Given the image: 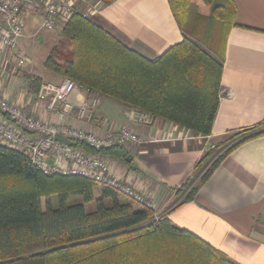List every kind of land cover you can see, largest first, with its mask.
Instances as JSON below:
<instances>
[{"label": "trees", "instance_id": "obj_1", "mask_svg": "<svg viewBox=\"0 0 264 264\" xmlns=\"http://www.w3.org/2000/svg\"><path fill=\"white\" fill-rule=\"evenodd\" d=\"M114 1V0H104ZM184 33L182 42L155 59L129 48L102 26L76 12L63 39L44 64L90 92L210 135L220 96L223 59L231 29L237 25L234 0H169ZM38 87L41 77L32 76ZM264 135V120L222 138L200 159L196 173L221 147L182 203L193 200L214 170L238 146ZM88 153L131 165L122 145ZM190 177L178 192L186 190ZM101 187V195L94 191ZM72 196L82 202L69 203ZM96 199L94 211L85 204ZM56 200V203H55ZM0 264H239L195 233L155 217L152 208L119 190L76 174H45L22 152L0 144Z\"/></svg>", "mask_w": 264, "mask_h": 264}, {"label": "crops", "instance_id": "obj_2", "mask_svg": "<svg viewBox=\"0 0 264 264\" xmlns=\"http://www.w3.org/2000/svg\"><path fill=\"white\" fill-rule=\"evenodd\" d=\"M234 2L237 25L228 35L221 77L225 91L210 135H198L163 118H156L150 126L137 123L131 113L136 108L79 85L66 105L49 112L46 100L36 98L39 87L32 84V76L56 84L65 77L58 73L47 76L35 64L14 71L11 54L1 61L0 90L11 102L27 106L50 123L99 128L104 134L102 124L107 122L108 127L123 125L140 133L147 142L125 146L131 165L108 157L112 173L144 194L153 203L155 215H166L239 264H264V135L234 149L193 200L180 204L185 194L177 191L195 177L196 163L209 151L211 142L264 120V0ZM75 9L148 59L161 56L184 39L169 0H76ZM96 95L100 100L93 118L80 116L81 107ZM100 195L101 187L95 198Z\"/></svg>", "mask_w": 264, "mask_h": 264}, {"label": "built area", "instance_id": "obj_3", "mask_svg": "<svg viewBox=\"0 0 264 264\" xmlns=\"http://www.w3.org/2000/svg\"><path fill=\"white\" fill-rule=\"evenodd\" d=\"M75 2L76 0H0V67L7 54L14 57V71L26 64L27 54L21 47V40L24 37V18L28 12L42 15L43 21L38 32H62L76 14ZM77 86L70 78H65L60 84L44 82L40 85L36 98L46 100V109L53 112L59 105H66L68 96ZM99 100L98 95L88 100L81 107L80 116L91 120ZM131 113L137 123L149 126L155 123L156 117L149 112L136 109ZM108 126L107 122L102 124L106 132L101 134L99 128L87 132L65 123H50L38 118L27 106L11 102L0 90V142L25 154L29 163L45 174L82 175L98 184L119 190L138 204L153 208V203L129 181L121 180L111 173L109 163L102 156L89 154L81 148L71 147L55 139L57 134H62L70 139L85 141L96 149L114 145H140L148 141L146 137L127 127Z\"/></svg>", "mask_w": 264, "mask_h": 264}, {"label": "rangeland", "instance_id": "obj_4", "mask_svg": "<svg viewBox=\"0 0 264 264\" xmlns=\"http://www.w3.org/2000/svg\"><path fill=\"white\" fill-rule=\"evenodd\" d=\"M84 10H85L84 8L81 9L82 12H85ZM42 21H43V17L40 13L29 14L24 18V23H25L24 35L25 36L23 37V39L21 41V47L24 49V51L27 54L26 55L27 56V60H26L27 62L24 66L26 67V66H31V65L35 64V65H37L38 68H40L42 71H44L47 76H53L56 74V72L47 68L45 66L44 62H45L46 58L48 57L51 49L56 44H58L60 40L63 39V34L51 32L50 33L51 35H48L47 30H41L38 32V30L42 24ZM15 65H16V63L14 60L13 66H15ZM3 70H4V68L0 67V75L2 73L1 71H3ZM46 75H44V77H46ZM46 82H49V81H46ZM67 125H69V124H67ZM116 126H123V125H116ZM112 127H114V126H112ZM124 127H127V126H124ZM127 128H129V127H127ZM78 129H83V128H78ZM129 129H131V128H129ZM84 130H86L87 132L93 131V130H88V129H84ZM71 140H74L77 142L81 141V140H75V139H71ZM83 142H85V141H83ZM85 143H87V142H85ZM218 143L219 142H216V143L211 142L209 145V151L211 149H215L216 148L215 146ZM71 147L79 148L78 146H71ZM225 148H226V146H223L219 150H217L216 153H214V155L212 156V158H210L206 162V164L204 165V168L199 170L196 173V175L193 178L190 186L186 190L179 192V193L186 195L187 192L190 190V188L192 186H194L195 184H197V182L199 181V178L201 177L203 172H205V170L211 165L212 161L215 160V158L218 157L225 150ZM96 150H100V149H96ZM85 152H87V151H85ZM89 154H93V153H89ZM93 155H100L106 160V162L109 163V160H108L109 156H104V155H101L100 153L93 154ZM109 166H110V164H109ZM110 171H111V168H110ZM111 173H112V171H111ZM118 178L121 180H124V178H120V177H118ZM135 189L140 193V191L137 188H135ZM99 193H100V187L97 186L95 188V195H99ZM79 202H82V198L80 196H72L69 199L70 204L79 203ZM55 203H56V200H55ZM85 208L89 212L94 211L96 208V199L92 202L86 203Z\"/></svg>", "mask_w": 264, "mask_h": 264}, {"label": "water", "instance_id": "obj_5", "mask_svg": "<svg viewBox=\"0 0 264 264\" xmlns=\"http://www.w3.org/2000/svg\"><path fill=\"white\" fill-rule=\"evenodd\" d=\"M55 139L57 141H60V142H62L64 144H67V145H70V146H77L78 145L77 141L71 140L70 138L63 136L62 134H57L55 136ZM129 160H130V157H129Z\"/></svg>", "mask_w": 264, "mask_h": 264}]
</instances>
